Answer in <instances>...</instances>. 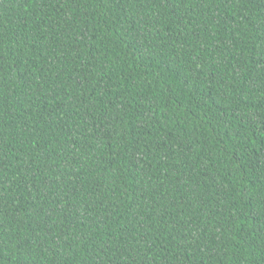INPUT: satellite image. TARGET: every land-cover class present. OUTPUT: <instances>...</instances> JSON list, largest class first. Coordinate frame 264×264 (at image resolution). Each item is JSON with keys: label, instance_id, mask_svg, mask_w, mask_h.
Wrapping results in <instances>:
<instances>
[{"label": "trees", "instance_id": "trees-1", "mask_svg": "<svg viewBox=\"0 0 264 264\" xmlns=\"http://www.w3.org/2000/svg\"><path fill=\"white\" fill-rule=\"evenodd\" d=\"M0 264H264V0H0Z\"/></svg>", "mask_w": 264, "mask_h": 264}]
</instances>
